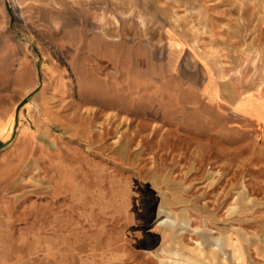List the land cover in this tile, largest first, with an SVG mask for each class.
Here are the masks:
<instances>
[{
    "label": "rangeland",
    "instance_id": "1",
    "mask_svg": "<svg viewBox=\"0 0 264 264\" xmlns=\"http://www.w3.org/2000/svg\"><path fill=\"white\" fill-rule=\"evenodd\" d=\"M0 264H264V0H0Z\"/></svg>",
    "mask_w": 264,
    "mask_h": 264
},
{
    "label": "bare ground",
    "instance_id": "2",
    "mask_svg": "<svg viewBox=\"0 0 264 264\" xmlns=\"http://www.w3.org/2000/svg\"><path fill=\"white\" fill-rule=\"evenodd\" d=\"M251 96V95H250ZM247 102H249V101H247ZM249 104V103H248Z\"/></svg>",
    "mask_w": 264,
    "mask_h": 264
}]
</instances>
